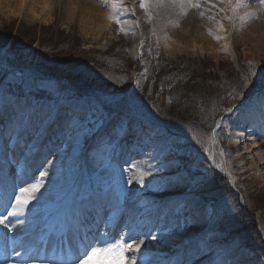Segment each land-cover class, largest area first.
Returning a JSON list of instances; mask_svg holds the SVG:
<instances>
[{
    "label": "rangeland",
    "instance_id": "374dc122",
    "mask_svg": "<svg viewBox=\"0 0 264 264\" xmlns=\"http://www.w3.org/2000/svg\"><path fill=\"white\" fill-rule=\"evenodd\" d=\"M7 1L11 3L10 6L0 1V36H3L0 37V41L7 40L8 45L13 44L17 42V38L37 28L35 35L31 32L33 36L30 42L34 45L28 51L36 58L33 60L38 59L40 62H43L42 59L46 61L42 56L55 57L61 53L67 55L68 63L59 65L63 68L59 71H63L67 64H76L80 61L100 68L97 54H113L116 57V54H119L118 58L124 60V54L127 52L116 49L129 47L128 57H131L135 63L130 75L135 90L148 95V101H152L153 105L158 107L166 103L164 94L168 91H158L161 88L164 89L167 84H161L156 80L164 79L165 76L167 79H172L174 78L173 72L191 78L186 85L175 86L172 93L189 91L192 95H221L224 90L216 85L224 80L228 81L227 87L229 84L236 87L232 94L225 95L231 99L228 104L230 112L227 109L230 118L222 134L225 139L223 140H227V143L216 142L217 160L214 161L212 159L213 135L204 134L203 129L189 127V134H180V137L172 139L167 134L166 127L177 135L179 132L176 127L161 124L155 119L154 114L149 113L148 109L146 110L139 103H132L134 104L132 105L127 101L111 113L109 108L119 103L115 96L72 99L69 91L63 94L57 91L60 89L56 82L34 83L29 75L23 73L16 75V72L13 74L12 71L6 74L1 72L3 76L0 78L6 77L5 85L7 86L4 90L0 88L3 92V96L0 97L2 102L0 109L11 113L12 116L21 114V121L27 116L37 117L36 122L32 124H38V126H43L47 122L53 123L55 120L56 129L59 126L70 125L68 130L71 131V133L64 131L62 134L55 131L53 140L50 141L53 150L49 151L46 160H40L35 165L32 164V158L24 159L21 153L18 157L19 165L15 163L12 167L7 166L6 155L2 153V149L5 143L7 146L12 143L14 137L8 135L6 139H3L4 146L0 147V172L4 177L3 180L7 184L9 182L12 184L9 187L13 186L14 178L21 180L20 178L28 177V187L38 184L39 188L36 191L42 192L40 196L31 193L30 200L33 205L38 204L42 208V203H47V201L52 205L63 202L70 190L75 191L76 196L79 195L78 202H86L90 199L93 202L96 194H102L100 199L104 200L101 205L103 207L95 211L99 219H94L92 215L89 216L95 220L92 229L93 236L100 240L104 237L111 239L107 242L108 245L112 243V240H115L113 244L116 240L126 244L132 242L133 251H130L129 256L126 255L128 264L135 263L142 258L147 264L152 261L176 264L177 259L181 260L179 264H241L252 258L250 253L241 248L237 241L229 244L225 251L222 250L218 241L222 240L225 234L219 226L213 229L211 226L222 221L223 224L224 218L228 216L232 217L229 220L232 223L237 219H242L244 214L239 212V204L243 202L245 205L247 201L251 210L256 214L253 225L258 228L257 233L264 236V160L254 157L255 154L258 156V153L264 152V38L258 46H255L253 40L249 39L252 43L245 40L242 34L243 28L240 27L239 31L234 32L230 30V28L234 29L233 24L238 19L246 25L258 23L261 26L263 24V27H260V33L264 36V6L253 9L244 8L241 13L235 10L230 15L228 14V17H221V21L209 20L207 21L209 31L203 33H199L192 27L190 29L192 37H190L183 25L178 29H173L177 22L180 24L187 20L176 18L178 7L172 3L173 0H167L170 4L165 3L164 0H143L147 5L146 9L139 6L141 0H129V2H135V10L142 23L140 32L126 30L123 27L127 21V15L120 6L122 0L118 2L119 7L110 8V12L108 7H100L104 20L109 25L102 33L94 28L91 20L86 21L90 18L89 12L93 7L87 6V10H82L69 2L63 7H60L62 6L60 4L58 9L47 14L42 10L30 8V0H26L25 5H22L20 0H3L4 3ZM206 1V4L210 3V0ZM192 2L196 3L192 0L189 4ZM163 8L171 10L172 14L159 13ZM66 10V16L62 20L61 17ZM250 11H254L252 15ZM75 14L78 17L73 21ZM246 17L250 21H244ZM104 20L102 27L105 25ZM120 23L121 27H119ZM19 33L21 36H18ZM124 35H130L131 42H125ZM174 38L181 42H175ZM138 43L142 47L141 57H137L135 53ZM141 59L144 60L143 65L140 64ZM154 59H163L166 65L154 71L153 82L147 83L146 77L150 75L147 73ZM128 63L131 64V60ZM74 65L72 67L75 69L66 68L64 71L73 70L78 78H82L80 74L87 78L92 76L90 71L85 73L82 69H78V64ZM250 70L254 71L253 77L248 72ZM192 81H196L199 85H195ZM110 83L113 84L111 80ZM9 84L21 87V91H17L18 94H26L23 101L28 103V108L30 103H35L34 108L28 111L25 104L18 106L17 103H12L14 99L6 98ZM32 86L33 88L28 89ZM63 88H66L65 85ZM38 89L44 93H55L56 100L34 102L31 91ZM235 97L243 101L240 106L235 104L233 100ZM6 99H9L7 102L10 103H3ZM224 103L225 101H222L221 104ZM50 105H61L58 118H55L57 113L51 110L46 117L38 116L37 107ZM192 108L193 105L190 104L188 110ZM74 112L78 114L87 112L91 119L98 121L96 128L89 133L76 135L70 124V118ZM170 113L176 114L177 118L181 117L178 116V109L171 108ZM204 114L209 115V111H205ZM190 118L183 120L189 121ZM247 118L250 122L245 124ZM139 126L140 132L137 130ZM246 131L252 134H245ZM195 132L200 136L194 135ZM135 133L142 137L154 138L156 144L147 149H143L140 145L136 146ZM259 133L262 134L259 135ZM70 134L74 136L70 138ZM24 136L29 138L31 134L26 132ZM112 142L120 144L113 149ZM29 144L30 142L27 143ZM121 144L129 148L139 147L141 156L149 164V172L140 178L137 190L133 183L122 179L127 160L123 159L125 154L118 151ZM256 144L257 147L253 148ZM53 151L55 158L51 156ZM176 151L187 153L190 171L182 169L179 162L173 158ZM115 163L120 165L117 167L118 175L113 173V168H116ZM207 164H212L227 174L232 187L236 188L239 193L235 195L240 196L239 199L226 196L220 204H215L205 201L200 194L192 191L160 198L159 195L171 181L184 185L185 188L191 185L200 187L207 182L208 178H204L208 172ZM16 166L21 167L17 174H15ZM25 171H29V174L22 176ZM84 193L87 194L86 197L82 196ZM122 198H126L125 204L129 202H131L129 205L132 204L126 213L119 212L118 214L119 209L117 212H111L106 208L109 200L118 203L116 201L121 202ZM52 213H56V209L47 212L46 216ZM116 216L118 218L116 227L119 229L111 231L109 226ZM108 217L109 220H107ZM191 231H196L197 237L190 238V241L177 238ZM138 244L143 246L141 255H137L135 251ZM188 244L192 245L187 247ZM115 252L106 256L98 257L97 255L96 261L90 260L92 262L87 264H113L111 259L120 256ZM223 255H227L228 259H224ZM183 257H186L184 263ZM114 264H122V260H115ZM252 264H264V255L260 259H255Z\"/></svg>",
    "mask_w": 264,
    "mask_h": 264
},
{
    "label": "bare ground",
    "instance_id": "6f19581e",
    "mask_svg": "<svg viewBox=\"0 0 264 264\" xmlns=\"http://www.w3.org/2000/svg\"><path fill=\"white\" fill-rule=\"evenodd\" d=\"M0 1L2 2V4H6L8 6L11 5V3L9 1H7L6 3H4L3 0H0ZM30 1H31L30 2V4H31L30 8H32L34 10H42V11L46 12L47 14H50V12L52 10L58 9L60 4H62V6H60V7H63V6H66L67 3H69V2L74 3V5L77 8L82 9V10H84V9L87 10V8H86L87 6L93 7L89 12L90 18L87 19L86 21L91 20L92 25L94 26V28L99 33H102L105 30V28H107L109 26L108 23L104 20V15H102L100 7H103V8L108 7L109 12H110V8L119 7V3L116 2V0H96V2L94 0H86L85 2L83 0H30ZM164 1L167 4H170L167 0H164ZM127 2H129V0H124L122 2V4L124 6H127ZM172 2L174 4H177V7H178L176 10L177 11L176 18L177 19H187L180 24L177 22V25L175 27H173V29H178V28L182 27V25H183L184 29L187 30V34L190 37H192L191 32H190V29L192 27L196 31H198L199 33L209 31L208 30L209 28L207 27V21H209V20L221 21V17L226 18V17H228L227 15L230 13V9H228V7H227V4L229 3L228 0H210V3H208V4L201 3V6L200 5L198 6V9L195 11V13L193 11L189 10L183 17V13H184L186 7L184 5H182L180 0H173ZM20 3L22 5H25L27 3V1L26 0H20ZM52 5H53V7H52ZM196 5H198V4H195V6ZM95 7L97 9H95ZM67 10H68V8H67ZM67 10H66V12L63 13V15L61 17L62 20L65 18ZM216 10H218V11H216ZM1 12L7 13V12H10V10H7V12H4V11H1ZM115 12H117V11H115ZM125 12L128 13V16L130 18L129 25L131 27L137 28L140 25V23L136 21V19H138V16H137V13H136L135 9L133 8V6H129ZM160 12H161V14H165V15L172 14V11L169 9H166V8L161 9L159 11V13ZM84 13H85V11H84ZM77 17H78V15L75 14L73 21H75L77 19ZM103 20L105 21V25H103V27H102L101 25L103 23ZM246 20H247V22L250 21V19H248V17H246L244 19V21H246ZM86 21H84V22H86ZM240 27H241V29L242 28L244 29L242 31V34L244 35L245 40L247 42H250L249 39L253 40L255 46H258L260 44L259 42L261 41V39L264 38V36L262 35L263 33H260V27H263V24H261V26L258 25V23L257 24L256 23L255 24L249 23L248 25H246V23H241V21L240 22L236 21V24L234 25V29L230 28V30H233V32L239 31ZM170 29H172V28L170 27ZM174 32H176V31L174 30ZM179 33H181V31ZM175 42L178 43V42H181V40L175 39ZM250 43H252V42H250ZM169 44H171V43H169ZM139 47L136 48V54L138 57L141 55V52H142L141 47L140 48ZM37 111L39 112L38 116H43V117L48 116V114L44 113L39 108H37ZM46 112H48V111H46ZM58 115L59 114L57 113L55 118H58ZM5 117H7L9 119V123H8L9 127H6L7 131L5 129H3V130H5V133H10L11 131H13V129L15 128V126L17 125L19 120L16 121L15 118H12L9 114H5ZM36 119H37V117L28 118L27 122L32 125V123L36 122ZM54 124H55V122H54ZM53 125L43 126L41 128L40 127H36V128L34 127L35 128L34 134L38 135L39 139L35 143H33V147L30 150V152L27 153V155L31 156L33 154V152L37 150V148L40 146L39 145L40 138L46 136V138L43 142L45 144L48 142V140L52 136L51 128H53ZM69 127H70V125H68L66 127L61 126L58 129H59V131L64 132V131H69L68 130ZM15 129H16V131H19L18 125ZM53 130H54V128H53ZM137 130H138V132L141 131L138 128H137ZM69 132L71 133V131H69ZM246 133H250V132L247 131ZM72 136H74V135L70 134V138H72ZM135 136L137 137L136 138L137 143H135L136 146L140 145V146H142L143 149H147V148L156 144V142L154 141V138H148V137L144 138L141 135L136 134V133H135ZM136 146H135V148H129L126 145L121 144L118 151H120V152L122 151V153L125 154L123 159L127 160L126 161L127 166L124 168L125 174L122 175V179L123 180L126 179L128 182L133 183L134 188L137 190L140 178H142L146 173L149 172V164L145 162L143 156H141L142 154H140V152H141L140 148L136 147ZM256 147H257V144L253 146V148H256ZM259 147H261V146H259ZM23 151L27 152V149L23 148ZM52 155L55 156L54 153H52ZM129 155H131V158L128 157ZM255 155H257V154H255ZM255 155H254V157H257L260 160H264V152L263 151L258 153V156H255ZM27 158H28V156H27ZM15 188L16 187H14V191H15ZM12 192H13V190H11L10 193H12ZM10 193L5 192V195L7 198H9ZM134 193H133V195H134ZM71 196H72V199H74V194H71ZM103 203H104V200L100 199L97 201V206L99 207ZM26 204H24V207L26 206ZM107 205H108V208L111 210V212L115 208H118L120 206V204L115 203V202L113 204L109 203ZM29 213H30V211L25 212L22 210H18L15 213V215H16V217H18L19 219L22 220L23 219L22 216L28 215ZM61 214H63V216H61L57 222H54L50 226V228L53 230V228L59 227L60 232L63 233L62 234L63 239L60 238L61 236H58L59 240L67 241V244H65V246L66 247L68 246L69 251L64 250L63 246L60 249V252H61L60 256L62 258H64L65 257L63 254L64 252H70L72 249H75L77 247H81V248L86 247L85 245L87 244L88 239L83 240L84 239L83 237H79L76 235H83L84 237H86L85 233L80 232L83 230H82V228H79V227L83 226V221L87 220V217L83 216L79 212V207H78V205H75L74 200L68 201V204L65 206V208L61 209ZM69 229H70V231H68ZM72 231H73L72 235H75V236L73 237V241L69 242V240H66L67 239V233H71ZM192 235L195 238L197 236V233L193 232ZM47 239L48 238L45 237L42 240V242H45L46 247L50 243L49 239H48V241H47ZM93 249L99 250L100 248H99V246H95ZM96 256L97 255H90V258L96 259ZM223 258L226 259L227 255H223ZM139 264H145V262H143V260H142L139 262Z\"/></svg>",
    "mask_w": 264,
    "mask_h": 264
},
{
    "label": "trees",
    "instance_id": "16d2710c",
    "mask_svg": "<svg viewBox=\"0 0 264 264\" xmlns=\"http://www.w3.org/2000/svg\"><path fill=\"white\" fill-rule=\"evenodd\" d=\"M36 30H37L36 28H33L31 32L34 33V35H35ZM31 32H29L28 34L22 35V36L20 35V33L18 34V36L20 35L21 38H17V42H15L16 44L12 47V54L14 53L16 58H22L25 55V53L27 52L26 50L33 47L34 44L30 42L31 37L33 36V34ZM1 37H3V36H1ZM5 43H6V40L0 41V45H4ZM20 46L23 49H19L18 47H20ZM116 50L122 51V49H116ZM97 55H98L97 59H99L98 63L101 67L100 68L94 67V69H96L95 75H92L90 78H86L84 76H81L82 77L81 79L84 80L85 82L93 83V81H97L99 84H103L104 83L103 78L107 77L108 76L107 74H110L111 70H113L112 71L113 73H114L115 69L117 71V67H116V63H115L114 68L111 69L112 65L110 63H106L109 60H111L108 55H102V54H97ZM110 55L112 58V54H110ZM124 56H125V58H127V55H124ZM44 58L46 59V61L43 60L42 58H40V59H42L43 62H40L38 59L32 60L29 64V67L31 69H39V70L44 69L45 71L49 72L51 75H53L55 77L64 76L66 73H63V72H65L64 70L66 68L75 69L72 67V65H74L75 63H71V64H67V66H65L66 68L62 72L59 71V69H63L59 65H61V64L64 65V64L68 63L66 61V60H68L67 55H65V54L61 53V54L56 55L54 57V60H51L50 58L47 59L46 57H44ZM28 60H30V59H28ZM115 60L119 64V62H120L119 59L116 58ZM127 60H128V58H127ZM127 60H121V62L125 63ZM77 64L79 65L78 69L84 68L86 70V65H87L86 62L80 61V62L76 63L74 66H77ZM67 76L71 79H74L75 81H78V82L80 81L79 78H74V76L70 73H67ZM193 83L195 85H199V83H195V82H193ZM184 93H185V91L177 93V96L174 97V100L171 103L172 107L174 109H178V111H179L178 116H181L180 118H187V117H191V116L194 117L198 113L188 110L189 106L187 104H185L186 101H185V98L183 97ZM187 95L190 97L192 96L191 92H189V91H187ZM168 111L170 113L171 109H169ZM195 111H197V110L195 109ZM164 113H166V112L164 111ZM175 115L176 114H171V116H175Z\"/></svg>",
    "mask_w": 264,
    "mask_h": 264
},
{
    "label": "snow or ice",
    "instance_id": "6c2138e0",
    "mask_svg": "<svg viewBox=\"0 0 264 264\" xmlns=\"http://www.w3.org/2000/svg\"><path fill=\"white\" fill-rule=\"evenodd\" d=\"M260 3L262 6H264V0H260ZM139 6L141 8H145V9L147 8V5L143 2V0H141V3L139 4ZM196 6L198 7L199 5H196ZM242 6L244 5L239 3V0H237L236 8H239ZM236 8H234L233 10L235 11ZM70 124H71L73 131L76 133V135L79 136L81 133L86 134V133L91 132L94 128H96L98 121L91 119L87 112H83L79 114L74 112L73 116L70 118ZM38 188H39L38 184H33L31 188H24L21 190V196L35 192L36 190H38ZM16 202L17 204H26L27 200L22 201L19 197H17ZM0 223H3V221H0ZM125 248H127L129 251L133 250V246L130 244H116L112 248H105V249H99V250L92 249L91 255L106 256L115 251L123 252ZM135 250L137 251L139 250V245L136 246ZM89 255L90 254L88 251L84 253V257H89ZM78 264H86V260L78 258Z\"/></svg>",
    "mask_w": 264,
    "mask_h": 264
}]
</instances>
